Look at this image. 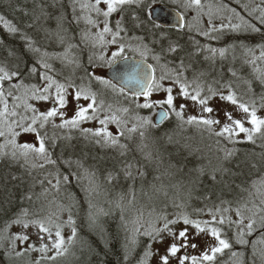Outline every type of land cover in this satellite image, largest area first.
<instances>
[{
    "label": "snow or ice",
    "instance_id": "obj_1",
    "mask_svg": "<svg viewBox=\"0 0 264 264\" xmlns=\"http://www.w3.org/2000/svg\"><path fill=\"white\" fill-rule=\"evenodd\" d=\"M154 0H71L72 19L79 22L81 19L90 26L89 28L82 30L81 41L84 43H91L93 48L97 46L106 47L107 45H117V49L111 53V55L105 59L103 54L95 57L96 60L102 62L100 66H107L113 70V76L110 79H105L102 75H95L94 73L87 72L86 75L89 79L97 81L100 85L106 89H110L112 92L124 96L135 105L136 109H154L159 108L161 111L157 113L159 120L157 123H153L149 116H141L137 114L134 117L135 122L132 127H127V121L122 119L117 112L129 113L130 108L124 107L113 111L111 104L105 108L104 101L98 99L97 92L93 91L90 83L89 85H76L74 82L67 80L64 83L59 82L52 74L55 72L54 66L50 63V60L60 59L62 62L75 64L79 67L78 58L71 56L70 50L78 45L68 44L63 54L49 53L47 51L41 52V49L34 47L35 41L32 40L26 33L21 35V39L24 40L25 49L27 52L40 53L38 57L25 59L24 54H17L16 50H11L8 55L13 57L15 63L11 70L6 65H0V137H5V144L0 145V158L9 157L13 162L23 160L28 163L30 158H39L42 163L39 167L43 168L46 164L55 165L57 161L51 158V153L46 147L47 139H52L53 144L55 142V136L49 138L46 128L51 124L53 128H79L85 138L93 139L94 143L105 147H119L121 155H126L130 150L129 145L121 144L120 137H125V130L129 135L125 137L128 140L132 139L133 133H139L141 139L145 138L146 132L149 128L158 127L160 123L167 120L170 115L174 116L180 126L184 124L201 126L204 131H207L210 136L217 138H223L232 145L241 143L256 144L257 139L264 141V117L258 116L256 101L252 100L251 103L244 102L239 99L237 94L229 88L227 94L218 93L212 88H208L209 95H202L204 89L194 78L189 81L185 76V72L190 65H186L183 58H179V63L176 64L173 59L169 57L172 54L178 53L181 50V46L178 42L172 41L168 38V35L163 31L160 32L158 39H153L151 43L153 45L159 44V50L155 47H150L148 43H145V37H132L138 41L135 45L132 43L122 42L123 37L121 33L128 32L129 29L124 27L125 13L131 9V17L134 21L133 28H143L144 21L141 20V16L138 13H144L145 8H150ZM178 8L181 11L178 13L177 27L180 29H188L191 32L194 28L198 35L206 37L210 40H219L224 34L222 29L228 28L232 31H248L260 32L261 28L256 24L240 15L235 8L229 9L233 14L239 17L240 23L236 24H221L220 28H216L212 24L213 5L202 2V0H174ZM103 4L104 8L101 7ZM77 5L79 6L81 15L76 14ZM264 0H261L260 5H256L251 11L248 10V6L244 5V10L248 12L249 16H252L254 12H259L254 18L260 25L264 26ZM207 7V12L205 8ZM224 6L216 8L219 12ZM40 15L34 17V23L39 21L41 16L45 18H51L50 14L45 12L43 5L39 6ZM189 11H194L196 16L193 19L196 24L186 23L185 16ZM95 14L93 17L92 14ZM113 14L119 15L120 19L116 20L114 26H110V18ZM27 15V13H25ZM204 15L208 16L209 27L207 29H201L199 27L200 18ZM56 22V29L54 34L56 35L59 43L64 44L66 40L67 29L64 27L67 17L63 12L54 17ZM145 19L152 24L153 29L160 28L154 21L151 20L150 14L145 16ZM0 22L3 23L4 28L11 34L15 35L21 33V29L18 25L12 21L6 20L3 15H0ZM26 27L31 28L33 24H28ZM92 28H98L99 31L92 33ZM147 32L148 30L145 29ZM215 33V34H214ZM52 34V33H49ZM106 36H110V39H106ZM91 38V40H90ZM70 39V38H69ZM168 40L167 46L162 41ZM193 43L197 46L195 53H188L191 57L199 52L207 51L211 56H206L205 59L214 58L215 54L219 52L220 56H224L226 49H216L209 45H200L198 40H193ZM264 47V46H262ZM129 51L139 56V60L135 57L131 58V64L128 63L130 57L125 55V52ZM251 51V49H248ZM149 57L155 61V64L149 63ZM261 58H264V51L261 52ZM118 61L125 62L124 67L118 66ZM163 61V63H162ZM88 63L97 67L94 63L93 55H89ZM170 65H173L170 67ZM157 68L160 73L157 75ZM200 75H203L201 73ZM236 75L235 72L232 73ZM32 79H38L42 83H30ZM261 84L264 85V74L258 77ZM169 82L166 84L165 82ZM135 85V90L129 93V85ZM174 87H178L176 95L173 94ZM69 89L73 91L70 92ZM191 89V91H190ZM249 91L251 87L249 86ZM165 93L163 99L153 98L154 93ZM219 96L221 101H227L231 105L244 114L240 119L234 118L231 111L222 109L223 117L227 121L221 123L220 118L209 116H197L189 115L185 117V109L188 107L185 103L177 105L176 101L188 100L194 102L200 106L202 113L213 114L215 109L208 106L209 101ZM77 102L74 108V114L70 118H66L65 109L68 107V97ZM143 98V102H139V98ZM86 101V105H81L79 101ZM37 102V103H33ZM39 102L49 104V107H45L41 110L38 107ZM260 107H264V93L260 95ZM107 111L109 114L100 118L98 113ZM59 117L60 123L54 122L55 118ZM101 127L93 128H80V125L87 121H97ZM109 124H115L118 129V135H114L113 132L108 130ZM249 125V126H246ZM218 129V130H217ZM241 134H243L241 136ZM33 136V140L24 139L21 142V137ZM219 143V140H217ZM9 151H4L8 149ZM148 146L142 144L139 146V150L143 153L144 160L151 164L154 160L152 152H145L144 149ZM262 151L257 163L251 161H237L235 167L238 171H233L231 168L225 167L224 164L232 162L236 156L238 149L232 147L230 149L224 148L223 162L219 168L215 171L219 172L221 176L227 175L233 179L245 175L244 168L249 167L256 169L260 174L257 179L251 181V188L255 189V193L260 197L259 204L252 202V206L249 207V202L245 201L239 203V206L235 208L236 220L227 218L229 227L233 225L236 231L233 237L228 238L222 231V226L225 224L226 217L222 214L231 211V207L220 209L217 208L216 212L221 213L219 217L212 214L211 220H195L189 218L187 214H178L175 218L169 219L167 215L160 214L155 218V221H148V226L145 227L141 223L143 213L141 212L137 220L134 222V226L131 230V235L127 238V243L124 245V260L128 261L129 253L140 243L138 237L144 236L148 238V243L145 247L143 257L140 260V264H147V258L152 256H158V264H215L218 255H223L225 250H231L234 245H240L242 248L251 247V255L253 258V264L258 257L261 264H264V247L258 248V245L264 246V143L260 145ZM71 167V162H65ZM139 162H127L122 169L125 179L135 180L138 177L144 179L147 172L144 170L146 165L137 167ZM36 165L34 164L33 167ZM135 168V174L133 169ZM180 171L175 165H169V168L161 172L160 175L154 177L156 181L160 182V186L153 185L155 192H163L167 196L165 191V185L163 178L167 176L169 179L174 178L176 173ZM75 173L69 172L67 175H61L59 170L54 175L55 184L52 180H48L47 183L57 191L60 190L61 183L69 184L70 177ZM94 176V173H92ZM79 179V177H77ZM109 181L114 179L110 173L108 176ZM213 181L217 180V176L213 174L211 176ZM172 187H177L173 184ZM239 187V185H237ZM242 191H248L247 188L241 189ZM45 189V193H47ZM71 195V194H69ZM249 195H252L250 192ZM134 198V197H133ZM27 199L31 200L29 195ZM225 203V201H221ZM230 204V202H228ZM69 213L67 224L71 226V235L65 238L62 233V223L59 221V216L56 213H49L48 215L32 214V218L28 210H22L15 219L11 221V224L20 225L22 229L27 230L30 227H34L36 232L34 233L36 241L39 243V247L36 244L30 242L31 236L26 232L19 234H12L10 237H6L11 241V245L15 247L17 241L21 244L27 243V248L24 251L32 250L41 253V260H55L57 256L64 255L68 248L66 245H71L77 238L76 222L72 218V205L66 206ZM91 208L92 205L90 204ZM119 207V204L117 205ZM247 213V215H246ZM100 214L108 215L103 209L100 210ZM123 220V216H121ZM98 220V215L89 213L90 225H95ZM247 221V223H245ZM184 227L175 229L174 226L180 224ZM11 224L6 225V229L11 227ZM138 225V226H137ZM203 225V226H202ZM219 225V226H213ZM189 226L192 231H190ZM127 227V225H125ZM254 234L255 239H251ZM129 245L132 247L130 248ZM153 245L163 246V252L160 248H156L153 251ZM203 248V251L200 249ZM54 252V255H47ZM198 252V255L193 254ZM22 252H16L17 256L22 255ZM233 258H240L239 264H244L243 257L244 252L231 251ZM34 264H40V260L34 262Z\"/></svg>",
    "mask_w": 264,
    "mask_h": 264
},
{
    "label": "trees",
    "instance_id": "obj_2",
    "mask_svg": "<svg viewBox=\"0 0 264 264\" xmlns=\"http://www.w3.org/2000/svg\"><path fill=\"white\" fill-rule=\"evenodd\" d=\"M156 1L155 4H164L179 12L181 11L170 0ZM222 2L226 7L235 8L237 12H241L240 15L242 14L241 8L235 6L231 0H222ZM40 5H43L45 12L49 13L51 18L41 16L39 21L34 23V17L40 15ZM151 6L153 5L151 4ZM148 9L145 8L144 13H138L141 16V20L144 21L143 28H133L134 21L130 14L132 10L126 11L124 27L129 29L128 34L134 37H145L144 42L156 48L158 44L153 45L151 41L158 39L160 32L163 31L170 40L180 44L181 50H179L178 57L183 59L186 52H196L197 46L193 43V40H198L200 45H209L216 49H219V47L220 49H227L229 46L238 47L239 49L236 52L238 63L236 64L241 65V61L243 62L244 60L243 72L245 76L243 79L251 84L250 87H252L251 89L254 93L260 92L256 96L257 103H260V95L264 93V85L258 79L259 75L257 73L261 70V67H264V58H261V52L264 51V47H262L264 46V26L260 25L257 20L243 13L244 17L256 24L257 27H260L261 31L252 32L248 30L241 33L228 31L223 43L212 44L208 38L194 34L192 32L194 29L191 32L186 28L182 31L161 28L153 29L152 24L145 19ZM61 12L67 17L64 27L68 31L65 33L66 40L64 44L59 43L54 34L56 29L54 17ZM76 14L81 15L78 5ZM0 15H3L6 20L12 21L21 29V33L13 35L0 22V65H6L9 70L12 69L15 60L8 53L13 49L16 50L18 55L23 53L25 59L35 58L40 55V53L26 51V42L21 39L23 33H26L35 41L33 46L40 48L41 52L58 53L61 48L65 50L69 43L78 45V47L70 50V57L74 53L79 52V57L74 56L79 60V67L67 61L62 62L60 59L49 61L54 66L55 72L52 74L55 78L61 83L67 80L74 82L76 85H89L90 83L92 90L97 92L98 99L104 101L105 108L109 104L112 105L113 111L124 107L130 108L131 111L127 114L117 112V115L127 121L128 128L132 127L135 122L134 117L137 114L141 116L148 114L149 116L150 110L136 109L129 99L121 95H118V97H116V94L115 96L112 95L114 92L110 89V94L103 92L101 89L96 90L95 82L97 83V81H89L86 71L94 73L95 69L107 66H100L102 63H95L94 61L97 67H93V65L88 63L86 54L90 55L91 51L89 50L92 49L90 48V43L86 44L81 41V32L90 26L83 19L79 22L72 19L71 0H0ZM92 15L95 17L94 13ZM229 15H233V13L231 12L227 16ZM118 19H120L119 15L113 14L110 18V26H114ZM28 24H33V27H26ZM232 24H235V19ZM145 29L148 31L146 32ZM97 31H99L98 28L91 29L92 33ZM162 43L166 47L168 40H164ZM248 49H251V51H248ZM200 54L211 56L207 51L199 52L197 55ZM125 55L135 58L139 57L137 54L127 50ZM149 62L153 63L150 57ZM29 82L42 83L38 79H32ZM212 89L217 91V88ZM69 91L72 92L73 90L69 89ZM123 98L127 99V104ZM112 99L114 102H112ZM131 113L133 114L132 118L130 116ZM99 114L103 115L101 118L104 117L103 111L99 112ZM54 122L59 124L61 121L57 117ZM88 122L82 123L80 128H88L84 126ZM188 126V124L180 126L179 121L170 115L158 127L147 130L144 139L146 142L149 141L151 146L146 143L148 147L144 151L153 153L154 160L151 164L144 160L143 153L139 150V146L142 145L139 133L131 134L132 139L128 140L125 137L129 134L125 130V137H120V143L129 145L130 150L126 155L122 156V150L119 147L98 145L94 143L93 139L85 138L79 128L59 129L53 128L51 124L45 131H47L49 138L55 136V142L53 144L52 139H47L46 147L51 153V158L56 160L57 164H46L45 167L41 168L39 164L42 161L35 157L30 158L28 163L23 160L13 162L10 156L0 158V264H34L37 260H40V264H140L148 238L144 236L138 237L140 243L129 253L128 261L124 260V245L127 243V238L131 235L134 222L141 212L143 217L140 222L147 227V222L155 221V218L160 214H165L171 219L181 211H184V214H189V218L204 221L201 216L211 218L209 210H211L212 214L219 217L221 213L216 212L217 208L222 210L231 207V211L222 213L226 217L222 231L228 238L233 237L236 228L234 225L229 227L227 218L237 219L236 215H232L235 214V208L239 206V203L248 201L249 207L252 206V202L259 204L260 197L256 195L255 189L251 188V181L257 179L260 173L256 169L245 167V175L235 178L233 183L231 177L227 175L221 176L219 172L215 171L224 163L223 158L219 159L217 157L224 155L222 151L224 148H237L236 156L239 157L238 160L231 164L226 163L224 166L231 168L233 171H238L235 164L237 161H242L244 152H250L253 158L249 161L258 164L259 158H256V156L260 157L261 144L257 142L256 146L251 143L232 145L220 138L210 136L207 131L201 128H197L196 132L193 133H195L194 136L202 134L204 136L203 140L195 142L192 137L188 138L189 133H192ZM170 137H178L181 141L173 142L169 140ZM217 140H219V143H217ZM165 141L167 143L163 144ZM9 150V148L4 149V151ZM210 156H213L214 159H210ZM67 161L71 162V167L65 163ZM127 162H139L137 167L146 165L144 168L147 172L146 177L141 179L137 176L134 181L125 179L122 169ZM34 164L36 165L35 167H33ZM169 165H175L177 169H180L178 171L180 173L191 172L193 174L188 178V181L192 185L193 190L196 189L198 192L191 191L192 194H189L190 197L188 196V202L190 201L191 205L184 207L185 209L178 208V206L173 208L166 207L161 202L154 200L156 199L155 194H158V192H143L140 190L141 187L150 188L153 185H160V182L154 179L156 177L155 174L164 172L165 169L169 168ZM57 170H59L61 175H67L69 172L75 173V175L70 177L69 184L61 183L59 191L47 183L48 180H52V183L55 184L53 177ZM207 171H214L217 180L213 181L211 176L206 174ZM133 172L135 174V168ZM92 173H94V176ZM110 173L114 177L111 181L108 179ZM163 183L166 184L164 179ZM243 188H247L248 191H242L241 189ZM45 189L48 190L46 194H44ZM127 191H131L130 203H126ZM250 192L252 195H249ZM29 195L31 200L27 199ZM99 197L102 198V203L96 202ZM221 201H225V203H221ZM69 204L72 205L71 214L76 222L77 238L73 244L66 245L68 251L64 255L57 256L55 260H41V253L32 250L24 251L28 242L21 244L17 241L15 247H13L11 241L6 238L21 232L28 234V229L24 230L20 225L11 224V221L24 209L28 210L29 218H32V214L37 213L42 216L56 213L63 225L62 233L67 238L71 235V226L67 224L69 213L66 206ZM90 204L92 205L91 208L89 207ZM118 204L119 207H117ZM101 209L108 215L100 214ZM90 212L98 215L95 225H90ZM121 216H123V220ZM8 224H11V227L5 230ZM29 229H34V232H36L34 227ZM255 238L256 235L254 234L251 239ZM35 240L32 238L30 242L39 247L38 242ZM129 247L131 248L132 246L129 245ZM260 247L264 246L258 245V248ZM231 251L244 252V264H253L251 247L249 246L245 249L240 245H234L231 250H225L223 255H218L215 264H239L240 258H233ZM16 252H22L23 254L17 256ZM47 255H54V252ZM255 264H261L258 257L255 259Z\"/></svg>",
    "mask_w": 264,
    "mask_h": 264
},
{
    "label": "rangeland",
    "instance_id": "obj_3",
    "mask_svg": "<svg viewBox=\"0 0 264 264\" xmlns=\"http://www.w3.org/2000/svg\"><path fill=\"white\" fill-rule=\"evenodd\" d=\"M172 1L174 4H176L174 2V0H170ZM232 3L237 6L240 7L242 10V15L244 16V14L248 15V12L244 10V5L248 6V10L251 11L253 8H255V5H260L261 4V0H231ZM157 1L154 0V2H152V5H155ZM203 3H205V5L208 4H212L213 5V16H212V24L213 25H221V24H229L232 23V17H226L224 19H222V16L224 17V14H231V11H229L230 8L226 7L225 4L222 2V0H202ZM248 2V3H247ZM177 5V4H176ZM220 6H224L222 8L221 11L217 12L216 8L220 7ZM264 6V5H261ZM101 7L104 8L106 6H104L103 4H101ZM205 12H207V7L205 8ZM239 13V12H238ZM244 13V14H243ZM194 15V16H193ZM259 15V12H254L252 16H250L251 18H253L255 20V16ZM196 16V13L194 11H189L187 13V23H191L193 25L196 24V21L193 19V17ZM249 16V15H248ZM233 17L235 18V24L236 23H240V19L238 16H236L235 14H233ZM199 27L201 29H207L209 27L208 24V16L204 15L200 18V23H199ZM216 28H220V26H216ZM215 34V33H214ZM121 36L123 37L122 42L124 43H132L133 45H135L137 43L136 40L131 39L132 35L128 34V32L125 33H121ZM107 39H110V36H106ZM91 40V38H90ZM238 45V44H237ZM236 46V45H235ZM117 49V45H113L107 48L106 50V59L111 55V53L113 51H115ZM220 49V47H219ZM238 47H234V46H229L227 47L224 56H220L219 52L216 54L215 58L211 59H205V55L204 54H200V55H193V56H189L188 53L186 52L185 57H184V62L186 65H190V67H188V70L185 72V76L188 78L189 81H192L194 78L197 79L198 83L201 85V87L204 89L202 95H209L208 93V88H217V92L218 93H224L227 94V92L229 91V88L226 86H231V90L234 91L238 98L243 100L244 102L247 103H251L252 100L256 101V105H257V114L258 116L264 117V107H260V103H257V94L259 93H254V91L251 89V91H249V86H251L250 83H247L243 78L245 76L244 71V60L243 62L241 61V65H237L236 63H238V55H237V51H238ZM135 54V53H134ZM179 51L176 54H172L170 59H173L175 61L176 64L179 63V57H178ZM99 61V60H97ZM153 64H155V61H153ZM173 65H170V67H172ZM108 67H104L101 69H96L94 71L95 75H102L105 78V72L107 70ZM232 72H235L236 75L233 76ZM157 73L159 75L160 70L159 68H157ZM201 73H203V75H200ZM259 76H261L262 74H264V67H261V70L258 71L257 73ZM166 84H168L169 82H165ZM97 89L96 90H102L103 92L105 91L106 93L110 94V90L104 88V86L100 85L98 82L96 83ZM252 88V87H251ZM220 89V90H219ZM219 90V91H218ZM191 91V89H190ZM261 91V90H260ZM178 92V87H174L173 89V94L176 95V93ZM116 93H113L112 95L115 96ZM166 94L161 92V93H154L153 94V98L155 99H163L164 96ZM116 97H118V94H116ZM68 107L65 109L67 115L66 118L71 117L74 114V108L76 105V101L72 98V96L68 97ZM260 101V100H259ZM139 102H143V98H139ZM79 103L81 105H86V101H79ZM177 105H179L180 103H185L188 105V107L185 109V117L189 116V115H197V116H213L215 118H220L221 119V123H225L227 122L224 117H223V112L221 111L222 109H227L228 111H231L234 118L236 119H240L244 116V114L242 112H240L236 106L231 105L229 102L227 101H221L219 99V96H215L213 97L210 101H209V105L210 107H213L215 109L213 114H208V113H202L200 106L197 104H194L193 101H191L190 99L188 100H180L178 99L176 101ZM38 107H41V110H43L45 107H49V104H45L44 102H39L37 104ZM159 108H154L150 110L149 113V117L152 119L155 116L156 110ZM103 112H107V111H103ZM131 118L133 117V114H130ZM145 116H148L145 115ZM99 123L98 121H89L88 123H86L84 126L88 127V128H99L100 126H98ZM246 126H249L246 124ZM188 128H190V131L192 133H189V137L188 138H193V141L195 142H199L203 140L202 134L200 135H195L197 128H201V126L198 125H189ZM108 130L113 132V134L116 133V131H118L117 126L115 124H111L108 125ZM218 130V129H217ZM243 134H241L242 136ZM1 142L0 145L5 144L6 142V138L5 137H0ZM21 142L24 139H29V140H33L34 137L33 136H23L20 138ZM221 140L227 142L225 139L220 138ZM169 140L173 141V142H180L181 140L178 137H170ZM140 142L142 144H148V146H151V143L149 141L146 142V140L140 139ZM264 143V141H261L259 138L257 139L256 143ZM167 143L166 141L163 142V144ZM228 143V142H227ZM138 146V145H137ZM256 146V145H255ZM10 149V146H9ZM245 153V154H244ZM243 157H242V161L244 159L246 160H251L253 158V155L250 152H244ZM224 155H222L221 157H217L219 159H222ZM210 159H214L213 156L209 157ZM238 156L234 157L232 162H230L229 164L233 163L234 161L238 160ZM256 158H260L259 156H256ZM254 158V159H256ZM161 172H157L155 174V176L160 175ZM207 175L212 176L213 174H215L214 171H207L206 172ZM193 174L191 172L189 173H180L177 172L176 175L174 176V178L169 179L167 176H165L163 179L165 180L166 184L165 185V191L167 192V196L164 195L163 192H158V194H155V198L154 199L156 202H161L164 206L166 207H174V206H178V208H182L185 209L184 207L191 205L190 201L188 202V198L190 197L189 194H192V190L193 188L191 187L192 185L189 183L188 178L190 176H192ZM177 185V187H172L171 185ZM160 185H157L156 187H159ZM130 190V189H129ZM141 191L143 192H155L153 187L150 188H144L141 187L140 188ZM198 192V190H193ZM128 194L126 195V203H130L131 200V191H127ZM189 196V197H188ZM96 202L98 203H102V198L99 197L97 198ZM95 202V203H96ZM115 205V204H114ZM184 211H181L179 214H184ZM189 216V214H187ZM232 216H235V214H233ZM176 216L172 217L171 219L175 218ZM201 218H203V220H211V218H207L204 216H201ZM246 223V221H245ZM203 226V225H202ZM184 227V225L182 224V222L176 226H174L175 229H180ZM190 231H192L191 227L189 226ZM227 231V230H226ZM27 233L31 236V240L32 238L35 240V235H34V229H28ZM36 241V240H35ZM39 244V243H38ZM160 248L161 253L163 252V246L161 245H153V251H155L156 248ZM200 251H203V248L200 249ZM193 254L198 255V252H193ZM158 256H152L150 258H147V264H158ZM173 264H175V262L173 261Z\"/></svg>",
    "mask_w": 264,
    "mask_h": 264
},
{
    "label": "water",
    "instance_id": "obj_4",
    "mask_svg": "<svg viewBox=\"0 0 264 264\" xmlns=\"http://www.w3.org/2000/svg\"><path fill=\"white\" fill-rule=\"evenodd\" d=\"M149 13H150V16H151V20L154 21L157 25H160V27H162L164 29L182 30V29L177 27V20H178L179 11H177L176 9L171 8V7H169L167 5H164V4H158V5L154 6V7H151L149 9ZM136 60H139V59H136ZM131 62L132 61H131V58H130L128 63L131 64ZM124 64H125V62L118 61V66L119 67H124ZM112 76H113V70L108 68V70L105 73V77L107 79H110V78H112ZM128 87H129V93L132 90H135V85L134 84L129 85ZM160 111H161V109H158L156 111L154 119H153L154 123L158 122L159 117H158L157 113H159ZM162 123H160V124H162Z\"/></svg>",
    "mask_w": 264,
    "mask_h": 264
},
{
    "label": "flooded vegetation",
    "instance_id": "obj_5",
    "mask_svg": "<svg viewBox=\"0 0 264 264\" xmlns=\"http://www.w3.org/2000/svg\"><path fill=\"white\" fill-rule=\"evenodd\" d=\"M148 11V14H149V9L147 10ZM241 13V12H240ZM242 15V14H241ZM194 16V15H193ZM226 17H232V21L235 19L234 17H233V15H229V16H227V15H225L224 14V17L222 16V19H224V18H226ZM185 21H186V18H185ZM216 26H220V25H216ZM215 26V27H216ZM161 29H164V28H162V27H160ZM168 30H175V29H168ZM182 30H185V29H182ZM182 30H176V31H182ZM228 31H230L231 33H241L242 31H232V30H230V29H228V28H224V29H222V32L224 33L222 36H221V39H219V40H210L211 41V43L212 44H219V43H223L224 42V39H225V37L227 36L226 35V32H228ZM194 34H196V35H198L197 34V32L195 31V28H194V30L192 31ZM229 36V35H228ZM106 39H107V37H106ZM90 43V42H89ZM89 43H87V44H89ZM110 46H113V45H107L106 47H101V46H97V47H95V48H93L92 46H91V43H90V48L92 49V50H89V51H91L90 53L91 54H93V57L95 58V57H97V56H99V55H101V54H103L104 56H105V59H106V55L105 54H107L106 53V50H107V48L108 47H110ZM150 47H151V44H150ZM159 47H160V45L158 44V47H156V49H158L159 50ZM157 50V51H158ZM64 49L63 48H61L59 51H58V53L57 54H63L64 53ZM86 54V53H85ZM90 54V55H91ZM73 56H76V57H79V52H76V53H74L73 54ZM86 56L87 57H89V55H87L86 54ZM130 58H132V56H129ZM135 59H139V57H136ZM94 61H95V63H102L101 61H97L96 59H94ZM148 62H149V60H148ZM96 70V69H95ZM94 70V71H95ZM123 100H124V102L127 104L128 103V101H127V99H124L123 98ZM112 102H114V100L112 99ZM104 113V115H107V114H109L108 112H103ZM101 116H103L102 114H99V117L101 118ZM68 118H70V117H68ZM109 125H111V124H109ZM118 134V131H116V133L114 134V135H117Z\"/></svg>",
    "mask_w": 264,
    "mask_h": 264
}]
</instances>
